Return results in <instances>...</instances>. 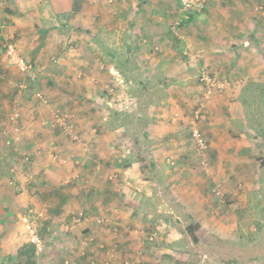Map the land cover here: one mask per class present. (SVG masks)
Instances as JSON below:
<instances>
[{
    "label": "crops",
    "instance_id": "0c3cea01",
    "mask_svg": "<svg viewBox=\"0 0 264 264\" xmlns=\"http://www.w3.org/2000/svg\"><path fill=\"white\" fill-rule=\"evenodd\" d=\"M22 1L14 0L11 16L23 18L27 17V12H29L37 18L46 17L52 21V25L49 24L50 26L44 30L39 22L35 23V27L29 29L31 41L28 50L33 56L30 58L32 66L35 65L33 68L37 67L39 71L48 66L58 70L55 72L49 68L46 74L39 71L38 74L43 76L41 77V81L44 83L42 88H45L43 93L47 94L56 104L66 107L65 110L73 111L77 118L83 119V122L86 119L95 118L96 115L99 118L97 101L104 95L102 92L104 90H102V85L97 87L89 81L92 79L100 83L108 81L110 77L102 70L101 63L113 66L118 76L125 81L135 80L136 76L143 80H149L152 71H156L159 65L163 70H173L170 79L174 78V81L184 82L185 85L193 83L189 81V78L191 77L190 73L195 70V64L187 61L181 62L180 58L176 59L175 55H170L160 58L159 63L157 59L156 66L152 67L153 59L148 56L144 57L141 53L143 48L151 50L149 45L147 47L141 45V42H146L145 36L154 33L150 27H156V30L160 32L158 20L169 17L172 10L176 14L177 6L174 5L173 8L171 0H128L136 10L133 7L129 9L128 2H124V0H28L29 4ZM109 2L113 3L109 4ZM215 2L214 7L211 9L209 7L204 13L205 15L212 13L214 16L221 14L223 18L219 19L217 25L223 26L224 30L218 31L212 24L211 26L204 25V23L200 26L197 25V17L200 18V15L203 14H193L186 22L187 29L183 31V35L181 34L178 38L173 36L176 42L175 46L182 45V49L185 46H191V50L196 49L197 43H193L189 36L190 33V35H202V43L199 45L207 44L208 49L213 52L214 46L219 48V45L216 44L219 43L234 51L231 56L235 55V59L228 60L225 64L219 62L213 66L217 67L220 73L224 70L220 75L228 77V81H232L231 85L226 86L221 94L208 98L211 100L206 102L203 113L199 114V118L192 124L200 131L208 146L209 170L207 175L200 171L199 161L188 140L189 128H187L186 122L188 123L189 118L193 117V112L195 113L198 107L200 94V87L194 84L186 85L187 88H184V92L181 91L183 93H180L179 99H173V96H169L168 99L166 96L165 106H152L150 111L148 110L149 113L147 112V117H144L142 122L138 121L137 126L143 131L142 136L149 141L147 151L149 153H143L146 157L142 155V164L138 163L133 168L136 171L127 167L124 170L119 169L118 172L126 182L133 180L137 183V178L143 177L144 186L149 183L152 190L147 189L145 194L140 195L138 199H135L133 195L127 201L128 203L123 200L113 185L106 181L104 174L98 173L100 169L96 171L97 173L91 170L93 172L91 174L83 170L90 157L86 148L77 147L70 141L68 142L59 129L54 128V131H50L47 126H44L45 119L48 118L46 107L33 102H28L29 104L25 107L22 106V117L25 115L28 119L33 120L27 130V136L34 141L29 151L33 159L38 157L39 164L37 163L36 166L38 177L48 180L46 187L49 189L45 192L40 188L43 193L38 191L45 199L44 203L31 202L30 199V202L23 201L24 193H20L22 198L20 196L19 201L11 202L9 193L1 191L5 195L7 194V197L4 204L0 205V214L5 215H2L4 218L2 222H7L10 211L13 213L16 206L19 210L23 209L21 206L32 204L34 208L28 209L31 210L28 212L33 210L35 219H31L27 215H21L19 219L29 218L39 237L42 232L47 233V239L53 237L48 243L53 242L56 245V242L59 241L57 248L44 252L47 254V258L52 260L42 263L44 254L39 260V256L34 253L33 264H39V261L42 264H63L64 260L70 259L73 252L76 259L73 263L71 261V264H82L81 262L89 256V253L80 256L77 250L79 244L75 250V245L71 247L70 243L64 241L61 236L69 237L80 233L82 235L80 242L86 239L83 236L91 227L98 230L96 234L99 238L91 243V246H95L94 251L97 250V245H103L107 249L115 244L117 249L123 247L124 252L127 251V254L123 256L132 258L136 256V253L143 256L146 251L144 257L141 258L143 264H164L162 260L165 257L162 255L173 254L168 246H175V244L163 243L162 237L161 248L158 249L160 253L147 245L146 249L143 248L141 240L146 242L143 233H147L148 228L145 223H140L141 218L138 215L144 216L142 221L148 222L151 221L150 217L157 218L161 213L172 214L173 218H180L178 219L180 222V214L175 215L176 206L180 213L188 216L189 221H192V226H196L198 230H206V234H209L217 226L210 216V210L214 207L218 206L219 209L225 211L223 216L226 215V218L234 220L237 218L235 214L238 211L239 215L243 212L251 214L259 199L262 196L264 198V184L262 183L264 181V107L261 106V102H258V98L264 96V18L258 13H256L257 16L253 13L256 3L262 4L264 0H226V2L215 0ZM217 12L218 14L215 15ZM223 12H230L228 19H225ZM130 14L131 16H129ZM139 19L143 21L141 22ZM14 23L18 28L16 19H14ZM125 24L130 29H125ZM134 25L138 28L136 29ZM191 27L194 30L190 29ZM134 34L138 35L136 42L130 39V36L133 37ZM20 39L22 40L23 37ZM151 43L162 45L165 43V46H169V41L163 42L161 37L154 39ZM68 44L70 46L67 47ZM200 48L201 57L204 59L202 62L209 63L206 49L199 47L198 50ZM77 50L79 53L75 52ZM164 55L166 53L162 56ZM58 56L59 58L55 60ZM47 58L52 63L48 61L46 64ZM146 58L147 62H145ZM172 59V64H169ZM195 61L193 62L195 63ZM135 64L146 66L147 72L141 71L140 75L137 74L138 67ZM10 71L11 69L7 71V74ZM79 73H82V78H78ZM15 80L18 82L19 77ZM134 83L139 85L141 82L135 80ZM9 86L6 83L0 85V96L8 95ZM131 88H128L127 92L134 96V84ZM201 89L203 93L204 87L201 86ZM131 90L133 93L130 92ZM142 92L143 102L141 97L135 99L143 107V103H149L153 96L145 91V86H143ZM194 104L197 106L193 107ZM175 113L178 118L172 122L169 118ZM21 123H23L22 120ZM48 123L51 122L48 121ZM90 125V123L84 122L83 127L88 128ZM91 130L89 131L90 135L97 131L96 127ZM32 131H34L33 134ZM99 136L97 137L99 143L95 137L90 146L95 147L97 143L95 151H101L97 157L101 159L105 157L103 160H110L108 155H112L113 150L105 149L102 145L107 142V138L104 135L101 136V133ZM49 137L52 138L46 142ZM47 145L50 147L45 152L44 148ZM92 150L91 153H94ZM58 155L64 156L63 160L54 162V164L48 162V160L54 161ZM43 157L47 161H44ZM47 166H49L48 169ZM132 173L134 176H131ZM83 179L87 186L79 185ZM156 188H159V193ZM214 188L217 190L216 196L221 194V199L211 195V189L213 191ZM22 202L26 204L22 205ZM232 210L235 212L231 213ZM176 213L178 214V212ZM79 214L87 215L89 218L109 217L121 227L120 230L117 229L120 233L119 237L113 233L110 225L99 228V230L90 221L91 219L76 227L71 232L72 234H63L64 226L70 222L72 217ZM36 223L41 224L36 225ZM237 224L242 223L239 221ZM219 225L222 223L219 222ZM6 227L8 228V226ZM107 228H109L108 231ZM220 229L223 239L230 238V233L225 231L228 229L221 227ZM193 236L197 238L196 243H198L197 235L194 233ZM2 238L3 235H0V247H3ZM110 238H113L111 239L112 243L106 244L105 242H108ZM190 240L195 243L193 238ZM101 241L103 243H100ZM61 243L62 245H60ZM20 247L15 248L14 256L5 257L3 264L19 262ZM130 252L133 254L129 255ZM98 253L103 256L104 251L98 250L95 256ZM176 254L175 252L174 255ZM167 255L164 256L168 259L173 256ZM180 256L172 257V259L178 260V264H180ZM53 259L56 260V263ZM115 264L120 263L116 261Z\"/></svg>",
    "mask_w": 264,
    "mask_h": 264
},
{
    "label": "rangeland",
    "instance_id": "374dc122",
    "mask_svg": "<svg viewBox=\"0 0 264 264\" xmlns=\"http://www.w3.org/2000/svg\"><path fill=\"white\" fill-rule=\"evenodd\" d=\"M126 1L129 4V9L133 7V9L136 10V8H134V6L130 1L124 0V2ZM223 1L226 2V0ZM22 2H27L29 4L28 0H23ZM171 2L173 4V8L174 5L175 7L177 6L176 14L173 12L174 10H172V12L169 14V17L158 20L159 21L158 27L160 32L156 30V27L155 28L150 27V30L153 29L154 33L145 36L146 42H141V45L143 47L144 46L147 47V45H149V47H151L150 48L151 50L148 51L147 49H144L142 47L143 49L141 53L142 56L144 57L148 56L149 58L151 57L150 59H153V63L151 64L152 67L156 66L155 63L157 59L159 63L161 61L159 60L160 58H166L167 56L170 55L172 56L175 55L176 59L180 58L181 62L187 61L189 63L195 64V70L194 72L190 73L191 77L189 78V81H192L193 82L192 84H194L195 86L200 87L198 102L199 103L202 102L203 108L204 107L206 108V102H208L211 99L202 101L203 93L201 91L202 85L199 83V77L201 74L207 73L217 77L221 85L224 84V87L226 86L229 87L232 81H228L229 80L228 77L220 75L224 72V70L222 73H220L219 69L213 66L219 62L225 64L228 60L235 59V55L231 56L234 54V51H231L223 44L216 43L217 45H219V48L214 46L213 48L214 52H213L212 50L208 49L207 44L204 46L199 45V43H202V35H195V34L190 35V33L189 36L193 41V43H197L196 49L191 50V46H185L183 49H182V45L175 46L176 42L175 39L173 38L174 37L178 38L179 36H181L183 31L187 29L185 27L186 26L185 21L187 18L186 15L181 11L180 1L171 0ZM112 3L113 2H109V4ZM213 4L214 5L216 4L215 0H210L207 3V5H205L204 10L199 13L203 15L202 16L200 15V18L197 17L196 19L197 25L200 26L203 25L204 23V25L211 26L212 24L218 31L224 30L223 26L217 25L219 19L223 18L221 14L217 15L218 14L217 12L215 13V15L217 16L212 15V13L210 15L209 14L205 15L206 13L205 11H207L209 7L210 9L214 7ZM260 6L262 9L259 10ZM13 9H14V0H0V85L2 83H6L10 85L8 95L0 96V205L4 204L7 197V194L5 195L1 191H6V193L7 192L9 193L10 195L9 197H11V202L19 201V198L21 196L20 193H24L25 199L23 201L26 202L35 201L38 203L40 202L44 203L45 199L39 194L38 191H41L43 189L45 190V192H47V190L49 189L48 187H46L48 180L46 181L45 179H41L40 177H38V171L36 169L38 163V157L36 159H33L31 157L32 154L29 151L31 144L34 143V141L31 138H29V136H27V130L33 123V120L30 118L28 119L27 117H25V115L22 117L21 110L23 108L22 106L25 107V105L29 104L28 102L38 103L39 105L46 107L48 112V118L45 119L46 121L44 126H47V128L50 131H54L53 125L48 123V121H51V111L54 109L65 110L66 107L64 108L63 105L56 104L47 96V94L43 93L44 92L43 89H45L42 88L44 87V83H42L41 77L43 76L39 75L38 73L40 71L46 74V72L50 67L45 66L43 69H40L39 71L37 67L33 68L35 67V65L32 66L33 63L31 64V59H30L33 56L31 51L28 50L31 41V34L29 29H31V27H35L36 26L35 23L39 22L43 27L42 30H44L46 29V27L52 25V21H50L46 17L37 18L35 16H32L29 12H27L28 13L27 17L15 18L14 16L10 15V12L13 13L12 11ZM229 13L223 12L225 19H228ZM253 13L255 15L256 13H258L260 14L259 16L264 18V3L262 4L260 2L256 3V6L253 7ZM129 16H131V14ZM14 19L18 21V28L15 27L16 24L14 23ZM139 21L142 22L143 20L139 19ZM178 21L179 22L181 21V24L179 27H176V29L174 30L175 23H178ZM137 24L139 25V23ZM21 25L23 28L21 27ZM125 26H126L125 29L127 30L130 29V27H127L126 24ZM134 26L136 27V29L138 28V26L136 25ZM190 29L194 30L193 27H191ZM137 36L138 35L134 34L133 37L130 36V39L136 42L138 38ZM21 37H23L22 40L20 39ZM160 37L163 39V42L169 41L170 47L165 46V43H163V45L158 43L156 44L151 43L154 39ZM184 41L186 42V40ZM8 44L14 45L15 53L19 59H21L26 65L32 66V68L29 71L27 70L25 72H22L19 70L18 67L7 63V60L4 59L3 47ZM68 46L70 45L68 44L67 47ZM158 47H162L160 48L161 49L160 51L155 50V48ZM199 47L206 49L205 51L208 53L209 63L202 62L204 59L201 57L202 54V51H200L201 48L198 50ZM68 50L66 51L69 52ZM75 52L79 53L78 50ZM165 53L166 55L162 56ZM58 58L59 56L55 60H57ZM48 61L49 58H47L46 64H48ZM193 61H195V63ZM145 62H147V58ZM172 62L173 59L169 61V64H172ZM49 63H52L51 60L49 61ZM101 64H102V70L108 73L110 77L108 81H103L101 83L98 81L95 82V79L89 81L91 84L97 87H100V85H102V90H104L102 91L104 95L101 96L97 101V105H98L97 113L99 118H97L96 115L95 118L84 120L85 123L91 124L88 128L87 127L85 128L83 127L84 122L81 117L77 118V115H75V113L71 110H68V112L73 114L74 117L77 119V120L74 119L75 124L77 126V132L81 136L83 140V144H85L87 151H89L87 153H89L90 157L87 160L88 163L87 162H86L87 164L85 163L86 165L83 167V170L91 174L97 171L95 169V165L99 164L101 168L98 173H103L106 181L109 184H112L116 190L119 189L118 191L119 195H121L123 200H126L125 202L128 203L127 201L133 195L135 196V199H138L140 195L145 194V191L147 189L152 190V187L149 185V183H147V186H144L145 182L143 180V177L137 178V183L131 180L130 185L125 186L124 183L126 181L122 179L120 173L118 172L119 169L124 170L127 167H129L128 169L133 170V168L136 167V164L138 163L142 164L141 162L142 155H144L143 153H146L148 151L149 141L147 138L142 136L143 131L142 129L140 130V128H138L137 126L138 121L142 122L144 117H147V112L149 113L150 111L149 109L152 106H157V107H160V105L165 106L167 103L166 96H168V99L169 96H173V99L174 98L179 99L178 96H180V93L184 92V88H187L186 85L191 86L192 84L186 83L185 85L184 82L178 80L174 81L173 80L174 78L170 79L173 70L172 71L163 70L162 67L158 65L156 71H152V76L150 77L149 80H143L141 77L136 76L135 80L141 82L138 85V83H134L135 80L125 81L120 76H118L113 66H107L103 63ZM55 65H59V64H55ZM135 66L138 67V70L136 72L137 74L140 75L141 71L147 72L146 66H137L136 64ZM219 68L222 67L219 66ZM10 69L11 71L8 72L7 74V71ZM111 69H113V72H111ZM50 70L55 72L58 71L56 68H50ZM18 77H19V81L17 82V80L15 79L16 78L18 79ZM31 77H33V80H31ZM82 77H83L82 73H79L78 78H82ZM133 84H134L133 89L135 94L134 96L131 95L129 92H127L128 88H131ZM143 86H145V91L148 94L151 93L153 97L151 100H149V103H143V107H142L140 104L137 103L136 101L137 99L135 98L141 97L142 99ZM111 90H112V95H109ZM182 90L183 92H181ZM130 92L133 93V90H131ZM37 93L39 94L41 93V95H43L45 99V103L35 97ZM221 93L222 92H213L211 96L212 95L215 96ZM124 94H127L129 96L131 102L130 109L128 112L121 113L115 111L114 108L109 107L108 104L110 103L114 104V99H117V97H121ZM144 97H146V94H144ZM163 102L164 104H162ZM258 102H261V106L264 107V96L259 97ZM197 104H194L193 107H196ZM16 114L17 116L15 117ZM170 119H172V116H170L169 120ZM21 120L23 121V123H21ZM195 120L196 119H194L193 117H190L189 122L188 123L186 122V126L187 128H189L188 140L193 146L194 154H195V146L193 145L190 139V131L191 128L194 126L192 124L193 122H195ZM92 126L96 127L97 131L93 135H90L89 131L93 128ZM91 131L94 132V130ZM33 133L34 131H32V134ZM100 133L101 136L104 135L105 138H107V142L103 143L104 145L102 146L105 147V149L113 150V154L108 155L110 157V160H103L105 159V157L103 159L97 157L101 152L100 150L95 151V147L98 145L97 143L95 147L90 146L91 141L95 139V137H96V141L99 143V138L97 137L99 136ZM51 138L52 137L47 138L46 142L47 140L49 141ZM66 139L68 142L70 141L68 137H66ZM6 140H9L10 142L9 145L5 143ZM55 141L58 140L56 139ZM70 143H72L73 145H77V147L79 146L81 148H84L82 147V145H78L74 142L70 141ZM49 147L48 145L45 146L44 148V150H46L45 152L49 150ZM91 150L94 153H91ZM144 156L146 157V155ZM195 156L196 159L198 160L196 154ZM26 157L28 158V160H25ZM63 157L64 156L58 155L57 158L54 159V161L48 160V162H52L51 164H54V162H59L63 160L62 159ZM92 157H97V158H92ZM44 161H47L46 158ZM206 162L208 164V168H206V171L199 169L203 174H206L209 170V163L207 156H206ZM170 166L172 167V165ZM48 168L49 166H47V169ZM133 171L136 170L134 169ZM110 173H115V175L117 176V182H110L109 180H107V175ZM131 176H134L133 173ZM138 180L140 181V183H138L139 182ZM262 183L264 184V181H262ZM79 185L87 186V183L83 179V182L79 183ZM8 187L10 188L9 190ZM40 188L42 189L40 190ZM156 189L159 193L160 192L159 188ZM216 191L217 190H215V192ZM41 192L43 193V191ZM211 195H214L213 197H215L217 194L216 193L214 194L211 189ZM216 197L217 199H221V194H219ZM25 204L26 203L22 202V205ZM21 207L23 209L18 210L16 206V210H14V212L12 211L13 213H11L10 211L9 213L10 217L8 219V221L10 220L9 222L8 221L2 222V219H4L2 215L3 216L5 215L0 214V235H3L2 238L3 247H0L1 249L0 264H3L4 262L3 259H5V257H10L11 255L14 256L15 248H18L19 246H22L26 243L29 244L28 234L24 229L23 224L19 218L21 215L22 216L27 215L31 217V219H35L34 218L35 214L33 210L32 212H28L31 211L28 209H33L34 207L32 204L30 205L28 204L27 206H21ZM175 209L176 212H178V214L175 212V215L178 216L180 214L181 216L180 222H178L179 221L178 219L180 218H175V217L173 218L172 214L169 215V214L161 213L157 218L150 217L151 221L148 222L142 221V219H144V216L138 215L141 218L140 223H145L146 228H148L147 233H143V235L146 236L148 233L151 234L156 228L159 230V236L156 241L150 243L148 241L143 242L141 240V243H143L142 244L143 248L146 249L147 246H150L157 253H160L158 249L161 248L160 241L162 237H163V243H167V245H171L170 243L175 244V246L174 245L168 246V249H171L173 252V254H169V255H173L171 256V259H168L166 258V256H164L167 254L162 255L163 257H165V259L162 260L164 261V264H178V260L175 261L172 259V257H177V256L179 257V255H181L180 256L181 258L179 260V262L181 261L180 264H264V198L263 196L261 199H259L257 206L255 207L254 210H252L251 214H245L243 212L242 214L239 215V211H238L237 214H235L237 215V218L234 220H230L229 218H226L225 217L226 215L223 216L222 214H224L225 211L219 209L218 206L211 209L210 216L213 218L214 222H216L217 226L209 234H206L207 233L206 230L203 231L194 228L193 234L195 233V235H197L199 239L198 242L199 244L196 242L195 243L190 242L191 241L190 239H192V237L187 228L188 226L192 225L191 224L192 221L191 220L189 221L188 216H185L184 213L183 214L180 213V211H178L176 206ZM234 212L235 210L231 211V213ZM218 221L222 223V225H219ZM239 221L242 224L238 225L237 223ZM39 224L41 223H36V225ZM6 226H8V228ZM220 227L228 229L225 231L230 233V238H227V240H225L221 237L220 231H222V229H220ZM118 229L120 230L121 227ZM108 230L109 228H107V231ZM96 233H98V230L91 227V229H89V231L84 234L83 238L91 237L93 238V242H94L96 239H99L97 238ZM45 234L47 233H43V235ZM63 234H68V233H63ZM116 235H118L119 237L120 233L117 231ZM65 236L66 235H62L61 236L62 239L70 243L71 247L75 245V250H76V248H78V244L80 243L79 240L82 239V235L78 233L77 235H71L69 237H65ZM111 239L113 238H110L109 241L108 242L106 241L105 243L106 244L112 243ZM58 243L56 242L55 245V243L52 242L50 243V245H48V248L47 246L44 248L43 253L38 257L40 260L41 256L44 254L42 263L52 260V259H48L46 256L47 254H45L44 252L49 250L51 251L52 248H57ZM91 243L90 244L88 243V247L84 250L86 251V253H88L91 249L95 248V246H91ZM100 243L103 242L101 241ZM60 245H62V243ZM77 250L79 254L80 245H79V249ZM61 251L59 252L61 253ZM3 252H5L6 255L2 254ZM93 252L96 253V251ZM175 252L177 253L176 255H174ZM124 254H127V251L124 252L123 247L118 248V254H117L118 258L116 261L119 262L120 264H122L123 260L130 259L128 256H123ZM130 254L132 255L133 252H130L129 255ZM145 254L146 251L144 252V255ZM144 255L141 256V258H143ZM97 257L99 256L89 255L81 263L90 264V262L94 259H97ZM75 259H76L75 253L73 252L70 256V259L68 258L66 261H68L69 264H71V261L73 263ZM54 261L56 263V260ZM42 263L39 261V264Z\"/></svg>",
    "mask_w": 264,
    "mask_h": 264
},
{
    "label": "built area",
    "instance_id": "2783aa9c",
    "mask_svg": "<svg viewBox=\"0 0 264 264\" xmlns=\"http://www.w3.org/2000/svg\"><path fill=\"white\" fill-rule=\"evenodd\" d=\"M181 3V11L186 15V18L188 17L189 14L195 12V13H200L204 10L205 5L210 0H179ZM262 9L261 6L259 7V10ZM181 24V21L178 23H175L174 30L176 27H179ZM174 25V24H173ZM172 25V26H173ZM3 27V26H1ZM175 34V32H174ZM4 59L7 60L8 64H12L13 66H16L19 68L20 71L25 72L29 71L32 66L31 65H26L21 59H19L15 53L14 45H5L4 47ZM162 47L155 48L156 51H160ZM111 72H113V69H111ZM31 80H33V77H31ZM199 83L204 87V92H203V97L202 101H206L213 92H221L225 87L224 84L221 85V83L218 81L217 77L212 76L210 74L204 73L201 74L199 77ZM109 95H112V90L110 91ZM37 99L45 103V99L41 93H37L35 95ZM117 97V96H116ZM109 107L114 108L115 111L125 113L128 112L130 109V99L127 94H124L121 97H117V99H114V104H108ZM112 105V106H111ZM114 106V107H113ZM118 107V108H116ZM203 112V103H199L198 107L195 111L193 112V118L198 119L199 114ZM17 114L15 115V117ZM177 114H173L171 121L175 122L177 120ZM12 119V117H11ZM75 117L73 114L69 113L68 111L61 110V109H54L51 111V123L54 128H58L62 134H64L66 137L71 142H74L78 145H82V147H85V144H83V140L79 133L77 132V126L74 121ZM195 120V121H196ZM190 139L195 146V154L198 157L199 160V165L200 169L203 171H206V168H208V164L206 162V156L208 152V146L206 144V141L200 131L195 128L194 126L191 128L190 131ZM5 143L9 145V140H6ZM57 157H55L56 159ZM25 160H28L26 157ZM95 169L99 170L100 165L96 164ZM107 180L110 182H117V176L115 173H110L107 176ZM125 186L130 185V181L124 183ZM215 188L212 191L214 194L217 193L215 192ZM119 191V189H117ZM92 221L97 228H103V227H109V225L112 227L113 233H117L118 229V224L114 221H112L109 217L107 216H98V217H88L87 215H81L79 214L78 216H74L71 218L70 222L67 223L64 228H63V233H71L76 227L84 223L85 221ZM24 229L26 230L28 234V240L31 245L34 247V252L36 256H40L43 253V250L45 248L46 243L51 242L53 237H49L47 241H43L35 227L33 226L32 222H30L29 218L23 217L20 219ZM159 236V230L156 228L151 234H147L145 236V241H148L150 243L156 241ZM93 242V238H86L80 241V256H85L86 251H84L88 247V243L90 244ZM96 253L98 250H103L104 254H97V259H94L90 262V264H115L117 258H118V249L116 248V245L114 244L112 247L105 249L103 245H97L96 246ZM94 250L91 249L88 253H92L93 256L96 255V253L93 252ZM63 264H69L68 261L64 260ZM122 264H143V261L141 259V254L136 253V256L126 259L122 261Z\"/></svg>",
    "mask_w": 264,
    "mask_h": 264
},
{
    "label": "trees",
    "instance_id": "16d2710c",
    "mask_svg": "<svg viewBox=\"0 0 264 264\" xmlns=\"http://www.w3.org/2000/svg\"><path fill=\"white\" fill-rule=\"evenodd\" d=\"M192 14H195V13L189 14L185 22H188L189 21V19L192 17ZM197 14H199V13H197ZM194 228H197V227L196 226L194 227V226L190 225V226H188L187 229L189 230V232H190L193 240L196 242L197 241V238H195L193 236V230H194ZM43 233L44 232H42V234L40 233V238L43 241H47L48 240L47 239L48 236L46 237V234H45V236H43ZM48 245H50V243H48ZM46 246H47V243H46L45 247ZM20 248H21L20 249V252H19V256L20 257H19V260H18L19 262H17V264L18 263L19 264H33V261H32V258L33 257L32 256H34V253H35L34 252L33 245H31L30 243L29 244L26 243V244L22 245ZM85 254H87V253H85ZM89 255H92V253H89Z\"/></svg>",
    "mask_w": 264,
    "mask_h": 264
}]
</instances>
